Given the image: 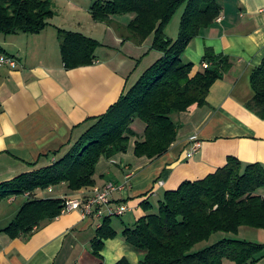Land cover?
I'll return each mask as SVG.
<instances>
[{"label": "crops", "instance_id": "0c3cea01", "mask_svg": "<svg viewBox=\"0 0 264 264\" xmlns=\"http://www.w3.org/2000/svg\"><path fill=\"white\" fill-rule=\"evenodd\" d=\"M65 1L77 10L69 22L52 18L39 33H0V51L16 56L19 63L17 68L0 67V183L64 156L95 121L88 119L104 114L163 55L151 49L152 36L142 42L134 38L128 29L133 14L97 21L92 5L79 7ZM217 2L221 6L218 18L190 42L183 55L186 62L196 63L194 72L203 65L207 48L229 56L230 69L211 87L207 104H194L173 115L178 136L162 155L153 159L135 155V142L143 140L146 129L144 122L135 119L132 128L138 137H132L128 152L102 157L97 165L94 186L128 183L111 199L113 206L129 207L118 216L122 217L119 224L112 217L118 234L146 214L144 200L152 203L154 196H164L185 180L204 178L229 157L244 164H264V118L246 106L255 93L251 76L264 59V0ZM80 11L88 17H80ZM59 29L98 40L97 61L67 68ZM195 140L201 148L188 157ZM59 186L0 201V264H116L124 256L139 262L140 253L120 234L106 240L102 257L96 256L92 241L104 217H84L80 210L45 220L16 238L3 231L32 197H86L94 187L72 191L65 183Z\"/></svg>", "mask_w": 264, "mask_h": 264}, {"label": "trees", "instance_id": "16d2710c", "mask_svg": "<svg viewBox=\"0 0 264 264\" xmlns=\"http://www.w3.org/2000/svg\"><path fill=\"white\" fill-rule=\"evenodd\" d=\"M186 4L179 37H168L166 26L177 10ZM97 21L114 15L133 14L129 31L138 42L152 36L151 49L163 53L140 79L124 92L104 114L95 119L69 151L51 165L24 173L0 183V201L37 189L65 183L72 191L94 186L97 165L129 150L135 119L146 124L143 140L135 142L138 157L153 159L165 153L178 136L173 115L192 105L204 106L213 84L230 69L229 56L206 49L202 64L209 67L194 72L195 64L183 55L190 42L210 27L221 12L217 0H94L90 8ZM56 15L49 0H0V33H39ZM63 61L67 68L92 65L97 61L101 43L81 32L59 29ZM253 98L249 110L264 118V59L251 76ZM264 164H244L229 157L227 163L197 180H185L178 188L165 192L158 212L144 200L146 211L133 227L122 231L127 244L140 253L139 262L122 257L116 264H224L230 259L238 264L258 262L264 257V244L224 238L194 251L200 242L216 232H238L242 226L264 228ZM62 197H32L17 217L3 229L16 238L31 233L35 226L62 214ZM112 216H105L92 241L93 252L102 257L105 241L115 238Z\"/></svg>", "mask_w": 264, "mask_h": 264}, {"label": "rangeland", "instance_id": "374dc122", "mask_svg": "<svg viewBox=\"0 0 264 264\" xmlns=\"http://www.w3.org/2000/svg\"><path fill=\"white\" fill-rule=\"evenodd\" d=\"M72 1L76 4H78L79 7H84V6H89V5L91 6L94 2V0H72ZM50 2L52 5V8L56 12V15L53 18V20L55 22H69L72 18H75V16L77 15V10L75 9L76 6H72V5L70 6L65 0H57V3H55L54 0H50ZM185 9H186V4L182 5L177 10L175 15L173 16V18L170 20L169 24L165 28L166 34H168V36L170 38L173 37V40H176L179 37L180 23H181L182 15L185 12ZM79 15H80V17H82V16L88 17L87 14H85V12H81V11L79 12ZM194 64H196V63H194ZM199 70H203V67L200 66ZM139 79H140V77L135 80V83ZM135 83L133 85H135ZM132 86H130L126 90V92H128V90L130 88H132ZM138 121H141V120H138ZM50 187H52V189L53 188L59 189L60 186L58 185L56 187H53V186H50ZM258 192L264 193V189H259ZM162 198H163V195H161V196L159 195V197L154 196L151 199L152 203H153L152 212H158L159 200ZM112 217L114 218V221L117 224H119L120 221L122 220V217H118V216H112ZM119 234L123 236L122 232H119ZM119 234H117V236ZM224 238H236V239L248 240V241L264 244V228L260 229V228L250 227V226H242L240 228V230L236 233L235 232H223V231L216 232L211 236V238L209 240L202 241V242L198 243L193 248V250L197 251V250L206 248L208 246H211V245L217 243L218 241H220ZM224 264H238V263L233 261V260H230V259H225ZM248 264H254V263H248ZM255 264H264V257L261 258Z\"/></svg>", "mask_w": 264, "mask_h": 264}, {"label": "built area", "instance_id": "2783aa9c", "mask_svg": "<svg viewBox=\"0 0 264 264\" xmlns=\"http://www.w3.org/2000/svg\"><path fill=\"white\" fill-rule=\"evenodd\" d=\"M18 64L19 63L16 56L0 51V67L7 65L11 68H17ZM203 66L207 68L209 67V63L204 62ZM200 148L201 142L199 140H195L190 147L188 157L194 156V154H196ZM127 186V182L125 184L110 182L103 187L94 186L92 188L91 194L86 197L70 198L67 196H62L64 199V208L62 213L80 210L82 211L84 217H105L106 215L122 216L129 210V207L126 204H118L113 206L111 199L115 192L124 190ZM48 189L49 191H52V187Z\"/></svg>", "mask_w": 264, "mask_h": 264}]
</instances>
